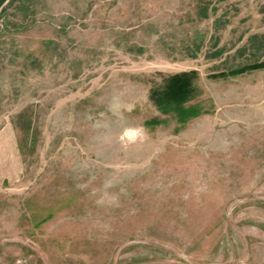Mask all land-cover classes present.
<instances>
[{
  "label": "rangeland",
  "instance_id": "1",
  "mask_svg": "<svg viewBox=\"0 0 264 264\" xmlns=\"http://www.w3.org/2000/svg\"><path fill=\"white\" fill-rule=\"evenodd\" d=\"M0 264H264V0H0Z\"/></svg>",
  "mask_w": 264,
  "mask_h": 264
},
{
  "label": "trees",
  "instance_id": "2",
  "mask_svg": "<svg viewBox=\"0 0 264 264\" xmlns=\"http://www.w3.org/2000/svg\"><path fill=\"white\" fill-rule=\"evenodd\" d=\"M191 72H179L166 78L164 87L160 91L151 90V98L162 113H172L177 121L183 122L188 117L196 115L197 110L192 106H185L184 101L194 89ZM156 119H151L154 121Z\"/></svg>",
  "mask_w": 264,
  "mask_h": 264
}]
</instances>
